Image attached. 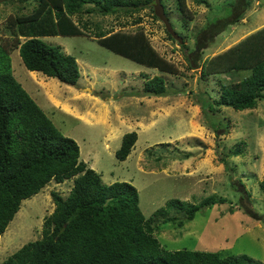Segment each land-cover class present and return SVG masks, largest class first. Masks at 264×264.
I'll use <instances>...</instances> for the list:
<instances>
[{
  "label": "rangeland",
  "instance_id": "1",
  "mask_svg": "<svg viewBox=\"0 0 264 264\" xmlns=\"http://www.w3.org/2000/svg\"><path fill=\"white\" fill-rule=\"evenodd\" d=\"M137 1L140 5L142 0ZM174 1L164 0V9L171 26L184 36L182 44L167 36L162 22L153 16L152 2L130 13L74 14V21L86 23L85 34L41 36L75 57L79 76L74 83L28 70L17 48L9 52L11 72L54 125L76 141L79 158L99 171L104 182L125 180L135 186L144 216L172 197L195 202L209 193L225 196L226 201L198 209L180 225L158 221L154 234L161 245L222 254L244 252L264 263V192L257 185L264 161V100L244 109L220 105L217 110H208L207 117L195 101L200 98L198 90L214 95L220 82L247 75V69H237L200 77L195 65L264 20V0H250L240 20L214 32L216 25L207 21L224 16L229 0H207L208 5L185 0L183 11L176 9ZM17 4L0 0V36L11 35L7 18L19 12ZM30 6L25 4L20 11ZM137 26L142 27L151 45L175 64L177 73L138 63L91 37L97 29L132 31ZM206 29L213 34L205 35ZM13 30H17L15 24ZM196 36L198 41L205 37L201 47L196 46ZM154 74L163 77L169 92L140 94L144 76ZM176 89L182 91L173 92ZM209 121L226 125L213 131ZM130 130L136 132V138L125 158L119 160L114 150L121 135ZM235 144L241 153L228 155ZM220 157L226 158V167ZM237 179L248 193L242 199L245 206L239 198ZM70 186L71 178L60 182L51 179L20 200L0 232V261L24 242L41 236L42 221L54 206L50 192L65 196ZM229 204L233 211L223 213Z\"/></svg>",
  "mask_w": 264,
  "mask_h": 264
},
{
  "label": "trees",
  "instance_id": "2",
  "mask_svg": "<svg viewBox=\"0 0 264 264\" xmlns=\"http://www.w3.org/2000/svg\"><path fill=\"white\" fill-rule=\"evenodd\" d=\"M3 1L18 3L19 12L7 18L11 35L0 36V232L18 209L20 200L37 192L51 179L60 182L71 178V186L65 196L50 192L54 206L42 221L41 236L21 244L0 264H264L244 252L222 254L185 247L168 249L161 245L154 234L158 221L180 225L183 219H191L198 209L226 201L225 196L209 193L195 202L172 197L149 216H144L135 186L125 180L104 182L99 171L79 158L76 141L54 125L11 72L9 52L17 48L28 70L74 83L79 76L75 57L65 52L60 44L47 42L41 36L85 34L86 23L74 21L72 15L130 13L153 0H142L140 5L137 0ZM159 1L164 9V0ZM193 1L208 5L207 0ZM174 2L176 9L186 10L185 0ZM249 2L229 0L224 16H213L207 21L216 25L213 32L240 20ZM25 4H31L30 8L20 11ZM153 16L157 18L154 13ZM14 24L17 30H13ZM204 31L208 32L205 35H210L211 30ZM166 34L171 37L167 31ZM91 37L98 44L143 65L171 74L178 71L173 62L151 45L140 26L132 31L97 29ZM201 40L195 37L196 46H202ZM182 41L177 42L182 44ZM195 66H199L200 77L249 70L247 75L236 80L220 82L214 95L198 90L200 98L196 97L195 101L206 117L208 110H217L220 105L234 109L254 107L257 100H264V25L204 57ZM176 91L182 89L173 90ZM167 92L161 75L144 76L140 94L164 95ZM217 122L209 121L213 131L219 125H226ZM135 138L134 130L121 135L119 146L114 150L117 159L125 158ZM229 150L228 155L241 153L236 144ZM220 161L227 166L225 157H220ZM237 183L241 187L239 198L245 206L242 199L248 193L239 179ZM257 185L264 192V161ZM233 209L229 204L223 213ZM246 212L255 219L259 216L250 209Z\"/></svg>",
  "mask_w": 264,
  "mask_h": 264
},
{
  "label": "water",
  "instance_id": "3",
  "mask_svg": "<svg viewBox=\"0 0 264 264\" xmlns=\"http://www.w3.org/2000/svg\"><path fill=\"white\" fill-rule=\"evenodd\" d=\"M152 8H153V13L162 22L164 28L169 33V35H171V37H173L178 42H181L182 41V37L171 26V23H170L168 17L164 13V9H163L162 3L159 0H153L152 1Z\"/></svg>",
  "mask_w": 264,
  "mask_h": 264
},
{
  "label": "crops",
  "instance_id": "4",
  "mask_svg": "<svg viewBox=\"0 0 264 264\" xmlns=\"http://www.w3.org/2000/svg\"><path fill=\"white\" fill-rule=\"evenodd\" d=\"M249 3H250V2H249ZM248 6H249V5H248ZM248 6H247V7H248ZM247 7H246V8H247ZM234 23H235V22H234ZM232 24H233V23H232ZM229 25H230V24H229ZM262 25H264V20H263V19L260 21V23H258V24H256L255 26H253V27H252L249 31H247L245 34H247L248 32H251V31H253V30H255V29L259 28V27H261ZM245 34H244V35H245ZM248 72H249V70H248ZM87 88L89 89V87L86 86L85 89H87ZM88 89H87V90H88ZM87 113H88V112H86V114H87ZM90 166H91V165H90ZM261 174H262V173H261ZM260 177H261V176H260ZM260 177H259V179H260ZM107 182L109 183V181H107Z\"/></svg>",
  "mask_w": 264,
  "mask_h": 264
}]
</instances>
